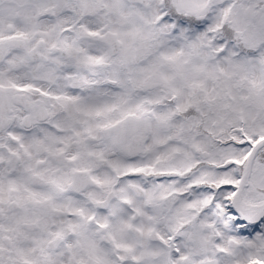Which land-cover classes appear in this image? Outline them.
<instances>
[{"label":"snow or ice","instance_id":"obj_1","mask_svg":"<svg viewBox=\"0 0 264 264\" xmlns=\"http://www.w3.org/2000/svg\"><path fill=\"white\" fill-rule=\"evenodd\" d=\"M0 264H264V0H0Z\"/></svg>","mask_w":264,"mask_h":264}]
</instances>
